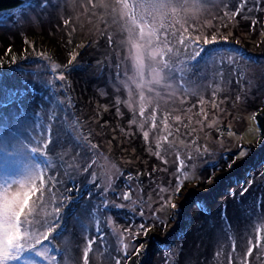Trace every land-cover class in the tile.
I'll use <instances>...</instances> for the list:
<instances>
[{
    "label": "rangeland",
    "instance_id": "1",
    "mask_svg": "<svg viewBox=\"0 0 264 264\" xmlns=\"http://www.w3.org/2000/svg\"><path fill=\"white\" fill-rule=\"evenodd\" d=\"M137 3L129 0L130 6ZM150 11L145 10V18L158 28L151 45L139 39V29L130 36L128 16L116 0H23L0 11V55L9 72L0 76V191H13L19 185L9 187V182L22 179L26 167L45 163L27 148L46 154L43 200H30L34 213L29 220L38 221L42 231L39 225L54 220V209L60 210V226L53 225L46 245L55 261L48 264H85L86 249V264H127L129 258L134 260L129 264H244L241 247L248 242L258 250L245 264H264V228L251 218L264 216L257 207L264 201L231 200L243 192L241 183L264 184V162L243 171L237 165L253 149L264 148L253 115L264 104V0H188L176 15L163 19ZM181 36L213 52L222 50L221 55L211 63L204 58L189 62L194 49H185ZM68 38L76 45L73 52L66 47ZM213 38L214 44H204ZM132 41L143 46L141 88ZM165 45L176 53L165 57L174 68L171 75L161 72L159 58L150 55ZM8 51L17 52L19 61ZM55 53L64 60L66 54L68 65ZM153 70L164 77L159 84L150 83ZM61 73L65 79H55ZM69 80L75 83L69 104L55 94L43 105L37 93L21 95L36 85L46 97L49 88L59 90L49 82ZM9 90L22 98L3 104ZM235 170L241 181L233 187L225 178ZM178 175L183 183L177 196L172 190ZM129 191L131 200L123 199ZM221 194L228 198L223 212L193 214L197 204L205 210ZM169 197L176 208L164 203ZM27 256L44 264L32 252Z\"/></svg>",
    "mask_w": 264,
    "mask_h": 264
},
{
    "label": "snow or ice",
    "instance_id": "2",
    "mask_svg": "<svg viewBox=\"0 0 264 264\" xmlns=\"http://www.w3.org/2000/svg\"><path fill=\"white\" fill-rule=\"evenodd\" d=\"M117 4L121 7V12L123 15L128 16L130 27L129 32L130 36L132 33L136 32V29H139L138 37L141 40H147L148 44H152V38L156 36L158 32V28L155 23L149 25L148 20L145 18V10L150 9L148 15L155 18L159 16L161 19L163 17L171 14L176 15L178 8L184 7L188 0H138V3L135 5L129 4V0H116ZM41 3H44V0H41ZM31 6V5H29ZM193 7H198L195 3ZM240 7H243L241 5ZM240 7L237 8V11L232 15H238L240 11ZM139 8L140 11L137 12L135 9ZM4 18H0V23L3 22ZM67 23V21H65ZM163 28V25H160ZM147 28V32L145 29ZM164 40H167L166 34L164 35ZM216 42L215 38L209 41L207 39L204 40V44H214ZM157 43H160L159 38H157ZM180 44H182L185 49L192 47L194 51L189 56V62H195L198 58H204L207 62H215L217 57L221 55L222 50L211 51L201 45H199L196 41H191L190 43L185 40L183 36L180 37ZM236 52V50H233ZM169 53L175 55L171 48H168L166 45L164 48H153L151 52V58L156 60L159 58V63L161 65V72L167 70L169 75L174 71L173 66L170 64L168 59H165L166 55ZM131 54L135 61L136 75L139 78V83H137V87L141 88L144 84V64H143V46L135 41L131 43ZM237 54H239L237 52ZM43 55V54H42ZM74 59V57L72 58ZM72 64V60L69 61V66ZM52 71H56V65L51 66ZM57 80H64L65 77L61 73L55 77ZM164 79L161 76L160 72L153 70V80L150 81L159 84L160 81ZM170 85H166L168 87ZM49 87H51V82H49ZM20 93L17 91L9 90L7 92V97L3 101V104H12L16 102V97ZM141 96V115L144 113V102L145 97L143 92L140 93ZM2 106V105H0ZM153 121H155V111H153L152 116ZM177 120L180 117H176ZM148 133L145 132L144 136L147 137ZM49 140L47 143H50ZM47 143L44 147H47ZM95 147V146H92ZM38 153L41 154L45 158V163L43 164H35L31 167H26L24 171L23 178L18 181L9 182V187L12 184H18L19 187H16L13 191H8L5 189L4 191H0V264H11V262H19V264H38L36 260L31 259L27 256V253L32 252L35 255L40 256L44 260V264H48L49 261H55L54 256H48L47 253L50 251V248L46 245L50 244L52 237L50 233L54 230L53 225L60 226V210L59 208L54 209L53 215L55 217L52 221H45L43 225H39L40 228L44 230H39L37 225L38 221L29 220V216H32L34 213V207L29 206L30 200L35 196L36 201L43 200V190L45 187V183L43 180V172L44 167L47 166V157L46 154L35 147L27 148V153ZM11 153L5 151V155H10ZM241 156L244 155L243 152L240 153ZM94 163V162H93ZM44 165V167H42ZM91 167V165H89ZM182 169H178L181 171ZM87 171V168L85 169ZM40 181L37 186V181ZM183 179L180 175L176 178V184L172 190L173 195H180L182 188ZM71 191V190H69ZM163 191V190H162ZM243 191H247L244 189ZM39 193V195H36ZM243 194V192H242ZM123 199L131 200V191L125 192L123 194ZM35 203V201L33 202ZM165 204H171V207L176 208L177 205L174 202H171V197L169 200L164 201ZM104 208L108 207V203L105 202L103 205ZM143 216V210L140 213ZM155 215V214H154ZM23 217V219H22ZM140 231L147 234V229L141 224L139 226ZM102 238V233H99ZM94 241L89 240L88 247L91 248V245ZM257 245L260 243V236L257 235ZM144 245H140V248H143ZM140 248H137L135 251L138 253ZM252 246L250 245L248 248V253H252ZM88 251L85 250V264L87 262ZM119 264V262H117ZM231 264V260L229 261Z\"/></svg>",
    "mask_w": 264,
    "mask_h": 264
},
{
    "label": "trees",
    "instance_id": "3",
    "mask_svg": "<svg viewBox=\"0 0 264 264\" xmlns=\"http://www.w3.org/2000/svg\"><path fill=\"white\" fill-rule=\"evenodd\" d=\"M23 0H0V11H8L10 9H13L14 7L20 5L22 3ZM72 40H70V38L67 39V42H66V47L68 48V51L69 52H73L75 50L74 46H76L73 42H70ZM8 52H11L12 55L10 56L11 59L14 60V57L17 58L16 56L18 54H16L17 52H13V51H8ZM8 52H4V53H8ZM57 54L56 56L60 57L59 53H55ZM53 54V55H55ZM55 57V56H54ZM58 57H55L58 61L61 62L62 65L64 66H67L68 63L65 62L68 57L67 55L65 54L63 57H65V60L64 58L60 57V59ZM8 57L7 61L10 59ZM20 58H17L16 61H19ZM68 61V60H67ZM4 62V59L2 58V55H0V76L1 78L4 79L3 75L1 74H4L5 77L6 75L9 73L7 72V68L3 67V63ZM60 64V63H59ZM2 69V70H1ZM2 72V73H1ZM94 82H92V85H93ZM51 84H56L58 85V89L59 90H55L53 91L52 88H49L48 91H47V94H46V97H49L46 98L45 96L42 95L41 93V89L38 87H36V85L32 86V85H29L30 87L26 88V90H24V92H22L21 95H23L25 92L28 94L29 97H33V95H35V93L39 94L37 96H40L39 98L42 99V105L48 100V102H53L52 101V96L55 94V95H59L60 97H63L64 100L69 104V100H71V98L73 97L74 98V93H75V83H73V81H67V84H63V83H60V82H51ZM77 87V86H76ZM18 98H22L21 96L18 95ZM263 105V107H262ZM67 109V108H65ZM66 111V110H65ZM253 115L257 121V124H258V128H259V132L261 134V137H264V104L261 103V106L259 107H256L253 111ZM67 119V116H64V122H66ZM67 123V122H66ZM264 162V148H262L261 146L256 148V149H253L249 154H247L246 156L242 157L239 159V161L237 162V165H238V169L240 170H247V169H250L251 167L254 168V164L256 163V167L258 166H261V164ZM253 165V166H252ZM251 166V167H250ZM255 167V168H256ZM54 172V170H53ZM56 172H58V170L56 169ZM52 176H55L57 175L56 173H51ZM233 176H235L233 178ZM53 180L55 179L54 177L52 178ZM73 182H76L75 179L71 178ZM225 180H227L228 183H231L229 185L231 186H235L236 184H240L239 182L241 181L239 175H238V171H233L232 173L229 174V177L227 176L225 178ZM71 181V180H70ZM38 184V182H36ZM53 183L55 184V182L53 181ZM241 185L243 186V189H247V191H243V194L241 193L240 195H237L235 198H231V200L234 201V203H239L240 201H246V200H249V202L253 203V204H261L262 201H264V187H262L264 184L262 183H259V182H256V181H251V183L249 185H247L246 183H241ZM80 185L78 184L77 187H75L77 189H80ZM86 189V188H85ZM84 187L81 188L82 191H85ZM228 189V188H227ZM224 199H228V198H225L224 197V194H221L216 201L214 202H211L210 204H208L209 208L206 207L205 210H203L202 208H200V204H197V206L199 207V210L197 211H194L193 214H197V215H207L209 212H213V209L216 210V212H218L217 210H220L221 212H223V208H222V203L224 201ZM196 203H199L198 201ZM237 208V205H235ZM215 207V208H214ZM258 207V210L260 212V214L264 213V203H262V205L260 206H257ZM233 210V209H232ZM204 212V213H203ZM247 216H245L246 218ZM264 216H260V217H254L251 216L252 218V221L254 223L256 222H259V226L258 227H263L264 228ZM243 218V217H242ZM241 220V218H240ZM251 245L250 242L248 243H242V247L241 249L243 250H246L244 252V259H242L241 261L244 262V264L248 261L249 262V259L247 258H252V255L248 253V248L249 246ZM234 246L233 245L231 248H232V252L233 249H234ZM264 247V246H263ZM254 248L253 250L257 251L258 249L256 247H252ZM264 249V248H263ZM252 250V251H253ZM231 252V250H228ZM242 252V251H241ZM264 251L262 250L260 252V255L263 257L264 256ZM114 256H116V253H112L111 256H110V259H112ZM117 255H121L120 253H118ZM247 257V258H246ZM134 261L133 259H128V262L127 264H129L130 262ZM253 261V264H260L258 261H254V260H251ZM117 262H119V264H121V261L118 260ZM225 262H222V264H224ZM134 264V263H132ZM212 264H220L218 262H213ZM226 264V263H225ZM237 264H241L240 262L237 263ZM249 264V263H248Z\"/></svg>",
    "mask_w": 264,
    "mask_h": 264
}]
</instances>
